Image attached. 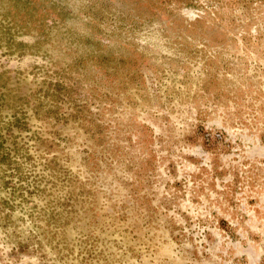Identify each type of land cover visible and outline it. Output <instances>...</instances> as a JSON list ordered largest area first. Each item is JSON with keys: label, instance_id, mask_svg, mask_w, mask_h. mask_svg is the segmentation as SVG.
Returning <instances> with one entry per match:
<instances>
[{"label": "rangeland", "instance_id": "rangeland-1", "mask_svg": "<svg viewBox=\"0 0 264 264\" xmlns=\"http://www.w3.org/2000/svg\"><path fill=\"white\" fill-rule=\"evenodd\" d=\"M0 264H264V0H0Z\"/></svg>", "mask_w": 264, "mask_h": 264}]
</instances>
